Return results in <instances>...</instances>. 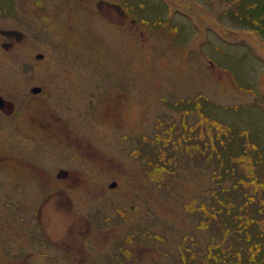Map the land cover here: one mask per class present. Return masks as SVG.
<instances>
[{
	"label": "rangeland",
	"instance_id": "obj_1",
	"mask_svg": "<svg viewBox=\"0 0 264 264\" xmlns=\"http://www.w3.org/2000/svg\"><path fill=\"white\" fill-rule=\"evenodd\" d=\"M71 2L39 10L0 0L6 20L16 12L31 26L32 50L53 48L59 63L44 78L57 111L80 128L14 90L16 60L0 62V91L25 112L18 132L0 116V153L20 160L0 161V264H45L26 254L33 249L61 253L58 264L112 263L120 246L127 260L117 264H262L264 34L235 18L252 2L118 0L138 21L129 35ZM104 89L112 111L94 118L87 93ZM31 160L50 175L83 170L64 182L53 175L80 211L74 235L57 246L35 218L48 185Z\"/></svg>",
	"mask_w": 264,
	"mask_h": 264
},
{
	"label": "flooded vegetation",
	"instance_id": "obj_2",
	"mask_svg": "<svg viewBox=\"0 0 264 264\" xmlns=\"http://www.w3.org/2000/svg\"><path fill=\"white\" fill-rule=\"evenodd\" d=\"M29 1H30V4H32L33 6H36L37 9L39 10L45 8L46 6V0H29ZM66 1H70V0H66ZM260 1H264V0H260ZM100 3H103V6H105L106 8H111L112 10H114V5L118 6L114 10L115 14H117V17L116 18L111 17L110 19H108L105 15H103L99 11V8H98V4ZM71 4H79V6L87 7V8L89 7L90 13L88 15L99 18L105 24L113 27L117 31L122 32L124 34L129 35L130 31H134L137 28L135 26V22H138V21L134 17L130 16L129 12L121 4L118 3V0H76V2H71ZM263 5L264 4L260 2V6H263ZM4 8L7 9L6 6L0 4V62L4 60H7V61L16 60L17 62L16 65H17V70H18L17 75L16 77L11 78V82L14 83L15 87H17V88H14V90L21 87L32 98L42 99L46 103L47 108L48 110H50L52 116L56 117L59 121H62L63 123L65 122L68 123L70 125V128L73 129L74 132L79 131L80 128L78 126L72 124L69 118L64 117L62 114H60L57 111L55 106L58 103L57 102L58 96L54 88L51 87V84H53V81L50 80L49 78L47 79L44 78L45 76L48 77V72L56 65V63H59V60L56 58V56L55 57L52 56V53H54L52 52L53 48L50 47L51 52L45 51V50H32L31 47L34 45V40H33L31 26L30 25L24 26L20 21H18L16 18L19 16V13L17 14L16 12L9 13V16L11 18L6 20L7 13H5ZM12 10H13V7L11 11ZM120 10H121V17H119ZM111 13L114 14L112 11ZM261 15L263 16V14ZM29 18L33 21L31 17ZM36 19L40 20L37 17ZM33 23H35V21H33ZM58 74L60 73H56V75ZM61 82L63 81H60L59 84ZM108 90L109 89H104V90H101L100 92L97 90H94L92 92L87 93V97L89 98L88 106L90 109L91 116H93L94 118H95L94 115L99 111H104V112L112 111L111 107L109 106L104 107L106 105L107 99L110 96V93L108 92ZM99 93H100V98L98 100ZM22 109L23 108L20 107L18 100H15L14 98L7 96L6 94L0 91V116L3 118L10 119L12 121V123L14 124L13 125L14 132H18V128L15 126L16 124H18V126L23 124L21 122L16 121V120L23 118V116H25V112ZM58 130L59 131L56 132L58 133V136L62 137L63 139H67L66 136L68 135L66 134H70V133L65 134L62 128ZM75 137L79 139L76 134H75ZM4 140L8 141L7 139H4ZM87 142H89L93 146L92 152H97V148L96 146H94L90 138H87ZM81 156L85 157L82 154ZM0 161L10 163L11 161H20V160L17 158V156L10 154V155H4V156L1 155ZM31 161L35 162L32 164L34 165V167L37 166L39 168L37 170L38 173L40 174L42 178L45 179V183L48 185L45 196L43 197L42 201H40V203L36 207V210H35L36 220H37V217H36L37 211L40 208L41 204L43 203L45 198L54 191H57L59 189L66 190L75 204L76 220L73 223V225L70 227L68 234L63 239L59 241H52L43 233L44 237L51 244L57 246L58 243H61L62 241H65L67 238H70L74 235L71 232L74 230L75 227L78 226L77 222L79 220L80 211H79V208L77 207V202L75 198L73 197L72 194L69 193L70 191L68 187L65 186L63 183L54 181L53 175L56 176L57 179L63 180L64 182V181L71 180L74 176V172L76 171L71 170V168L67 166L66 167L59 166L52 173V175H50V173L46 170L45 166H43L42 164L34 160H31ZM81 172H83V170L78 169V172L75 173V176H77L78 173H80L79 175L80 177ZM25 174L27 175L29 173H25ZM13 205H15L13 202H10V201L5 202V206H13ZM16 205L20 207L21 203H16ZM32 205L33 204H29V206H32ZM37 223L39 224L38 220H37ZM85 236L87 237L83 242H81V244L84 247H87V243L89 242L88 239L91 235L89 233ZM119 248H121V253L114 254L113 262L109 263V261H106L104 264H117L120 258L122 257H124L125 260H127L126 252L123 251L124 246H120ZM62 251L71 252L70 250H67L66 248ZM71 253L73 254L75 253V251L72 250ZM26 254H28V256L33 257V259L39 260L40 262H44L45 264H58L62 257L61 253H56V252H52L49 250H38V249L29 250ZM140 259L142 258L140 257ZM85 261H87V256L82 259L80 264H86ZM153 264H157V261H155L154 259H153Z\"/></svg>",
	"mask_w": 264,
	"mask_h": 264
},
{
	"label": "water",
	"instance_id": "obj_3",
	"mask_svg": "<svg viewBox=\"0 0 264 264\" xmlns=\"http://www.w3.org/2000/svg\"><path fill=\"white\" fill-rule=\"evenodd\" d=\"M116 7L118 6L114 5V10ZM98 8L108 19L117 17L115 11L106 8L103 3L98 4ZM119 17H121V10ZM36 217L46 236L52 241H59L67 235L70 226L76 219L74 201L66 190L59 189L45 198Z\"/></svg>",
	"mask_w": 264,
	"mask_h": 264
},
{
	"label": "trees",
	"instance_id": "obj_4",
	"mask_svg": "<svg viewBox=\"0 0 264 264\" xmlns=\"http://www.w3.org/2000/svg\"><path fill=\"white\" fill-rule=\"evenodd\" d=\"M249 2H252L251 7L249 6L248 8H246L245 4H241L240 7L235 10V12L237 13V15L235 16L236 22L241 25L261 30V32L264 34V5L260 6V2L263 1L249 0ZM227 10L224 11V14L227 13ZM261 14H263V16ZM238 17L240 18V20L238 19ZM258 19H261V22L258 21ZM189 260H191V262ZM183 262L184 264H193L192 258H187L186 260H183Z\"/></svg>",
	"mask_w": 264,
	"mask_h": 264
}]
</instances>
